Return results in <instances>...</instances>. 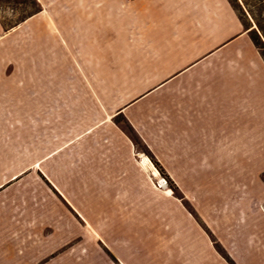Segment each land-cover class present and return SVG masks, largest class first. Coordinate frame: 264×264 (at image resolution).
<instances>
[{
  "label": "crops",
  "instance_id": "crops-1",
  "mask_svg": "<svg viewBox=\"0 0 264 264\" xmlns=\"http://www.w3.org/2000/svg\"><path fill=\"white\" fill-rule=\"evenodd\" d=\"M251 29L230 0H48L0 22V264H232L156 161L235 264H264Z\"/></svg>",
  "mask_w": 264,
  "mask_h": 264
},
{
  "label": "rangeland",
  "instance_id": "rangeland-1",
  "mask_svg": "<svg viewBox=\"0 0 264 264\" xmlns=\"http://www.w3.org/2000/svg\"><path fill=\"white\" fill-rule=\"evenodd\" d=\"M230 1L238 11L240 16L243 18L246 25L249 27L251 26L254 27V29H251L250 35L257 39L258 48L260 49L262 55L264 56V0H230ZM47 2L48 0H0V22L3 28L6 31H9L17 27L18 25L29 19L33 15V13L37 12L42 7V3L44 4ZM22 28L24 30H31L32 28L31 20L27 23H24ZM24 38L26 39L28 38L27 33H26V37ZM16 42H17V38L12 40L10 42V45L16 44ZM119 121L121 122L122 120ZM122 125L130 135V133H132L133 131L132 128L127 124L126 121H122ZM137 145L140 149H144L139 138ZM156 166L158 167L157 168L158 178L154 180V185L158 188L168 187L170 190L177 193L179 195V198L182 201H184L186 207L191 212L195 213L197 217L200 218L202 226L210 234V237L212 238V241L214 242V245L216 246L217 250L224 257H226L232 264H235V262L227 254L224 247L221 245L220 241H218L215 235L211 232L210 228H208V224L206 223V221L202 218V216L197 214V212L192 208L193 206L188 200V198L185 197L184 195H181L178 184L169 177V175L166 173V171L162 168V166L159 163L156 164ZM112 257L114 258V256H111V258Z\"/></svg>",
  "mask_w": 264,
  "mask_h": 264
},
{
  "label": "trees",
  "instance_id": "trees-1",
  "mask_svg": "<svg viewBox=\"0 0 264 264\" xmlns=\"http://www.w3.org/2000/svg\"><path fill=\"white\" fill-rule=\"evenodd\" d=\"M241 18H242V17H241ZM242 20H243V18H242ZM243 22H244V24H246L244 20H243ZM251 37H252L254 43L256 44V46L258 47L257 39H256L255 37H253V36H251ZM130 130H131V128H130ZM130 136L132 137V139H133V140L135 141V143L137 144V143H138V138H137V136L134 134L133 131H132V133H130ZM156 164H158V163L156 162Z\"/></svg>",
  "mask_w": 264,
  "mask_h": 264
}]
</instances>
